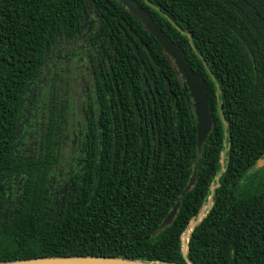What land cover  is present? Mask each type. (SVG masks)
<instances>
[{
  "label": "trees",
  "instance_id": "trees-1",
  "mask_svg": "<svg viewBox=\"0 0 264 264\" xmlns=\"http://www.w3.org/2000/svg\"><path fill=\"white\" fill-rule=\"evenodd\" d=\"M89 1L104 11L103 59L113 66L120 104L100 115L102 144L94 140L91 159L102 160L55 211L44 201L42 176L30 179L17 157V130L47 49L80 23ZM131 1L183 51L205 86L213 126L201 156L185 80L120 2L0 0V262L96 256L264 264V0ZM96 74L102 101L106 88ZM13 170L25 171L19 188ZM210 196L184 256L182 234ZM177 202L173 222L157 232Z\"/></svg>",
  "mask_w": 264,
  "mask_h": 264
},
{
  "label": "flooded vegetation",
  "instance_id": "flooded-vegetation-1",
  "mask_svg": "<svg viewBox=\"0 0 264 264\" xmlns=\"http://www.w3.org/2000/svg\"><path fill=\"white\" fill-rule=\"evenodd\" d=\"M103 21V9L87 2L80 23L47 49L41 70L23 96L17 157H24L30 179L42 176L44 201L55 211L63 209L85 173L91 176V164L102 160L91 159L94 140L96 147L102 144L100 115L107 106L114 113L120 104L113 66L103 59L108 35ZM97 72L106 88L102 101L97 99ZM13 177L19 188L25 171L13 170ZM10 187L16 188L14 183Z\"/></svg>",
  "mask_w": 264,
  "mask_h": 264
},
{
  "label": "water",
  "instance_id": "water-1",
  "mask_svg": "<svg viewBox=\"0 0 264 264\" xmlns=\"http://www.w3.org/2000/svg\"><path fill=\"white\" fill-rule=\"evenodd\" d=\"M120 2L137 20H139L149 33L156 38L165 53L174 61L178 72L185 80V84L189 90L190 97L193 99V107L196 117V132H197V156L202 154L204 143L206 142L213 126V121L210 113V106L208 95L205 86L200 76L192 69L187 63L183 51L172 42L163 31L153 22L151 15L148 11L139 8L132 3L131 0H116ZM23 125L18 124L17 137L21 132ZM16 148V144H15ZM259 164H264V158L259 161ZM196 170L190 179L189 185L186 187L188 190L196 180ZM212 205V196L206 206L200 211L199 216L188 226L182 234V253L184 256L188 252V243L196 223L201 221L209 211ZM180 202H177L170 213L165 217L163 222L157 227V232L163 230L166 226L170 225L178 211ZM0 264H159L139 260H129L115 257H38L25 260L16 261H3Z\"/></svg>",
  "mask_w": 264,
  "mask_h": 264
}]
</instances>
